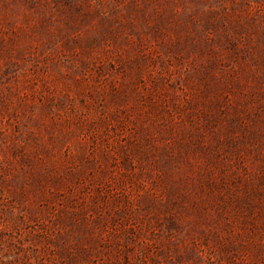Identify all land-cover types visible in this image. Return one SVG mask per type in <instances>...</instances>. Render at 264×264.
I'll return each instance as SVG.
<instances>
[{"label": "rangeland", "instance_id": "rangeland-1", "mask_svg": "<svg viewBox=\"0 0 264 264\" xmlns=\"http://www.w3.org/2000/svg\"><path fill=\"white\" fill-rule=\"evenodd\" d=\"M0 264H264V0H0Z\"/></svg>", "mask_w": 264, "mask_h": 264}]
</instances>
